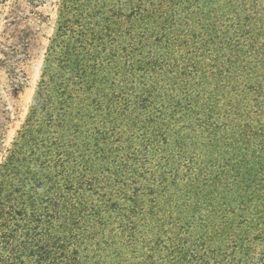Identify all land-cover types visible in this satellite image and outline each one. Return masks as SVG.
<instances>
[{
    "label": "trees",
    "instance_id": "trees-1",
    "mask_svg": "<svg viewBox=\"0 0 264 264\" xmlns=\"http://www.w3.org/2000/svg\"><path fill=\"white\" fill-rule=\"evenodd\" d=\"M151 1L94 44L69 38L86 0H64L0 165V264H264V0H170L156 27ZM85 212L115 229L93 263Z\"/></svg>",
    "mask_w": 264,
    "mask_h": 264
},
{
    "label": "rangeland",
    "instance_id": "rangeland-1",
    "mask_svg": "<svg viewBox=\"0 0 264 264\" xmlns=\"http://www.w3.org/2000/svg\"><path fill=\"white\" fill-rule=\"evenodd\" d=\"M63 2L64 0H0V165L8 157L26 119L49 43L56 33L59 9L62 10ZM153 3L157 11L153 9L152 1L142 11L145 16L153 12L151 22L158 21L152 25L156 27L164 24L165 14L176 1L155 0ZM85 5V15H90L86 20L87 25L82 27L83 31L79 30L78 35L69 34L70 39L95 44L106 32L112 31V36L116 35L114 30L117 27L122 33H127L130 23L126 19L130 15L128 0H86ZM73 15L75 14L70 12L69 18L72 19ZM135 18L138 19L139 16ZM225 23V20L222 23L216 21L213 29L200 32L198 57L203 63L214 64L212 59L216 52V32H222L220 26ZM221 46L219 43V47ZM225 47L228 48L227 45ZM92 50L88 49L87 54H91ZM78 52L80 58L84 56L83 51H77L74 47L70 55H77ZM119 55L123 56L124 52H119ZM123 169L124 166L120 171ZM82 220L86 231L77 226L80 230L72 232L80 243L78 254L84 257L80 262L93 263L102 259L98 257L99 242L109 231L115 233V229L110 223L105 226L98 223L96 215L93 216L90 212H85ZM70 257L71 253H68L60 259V263H66Z\"/></svg>",
    "mask_w": 264,
    "mask_h": 264
}]
</instances>
